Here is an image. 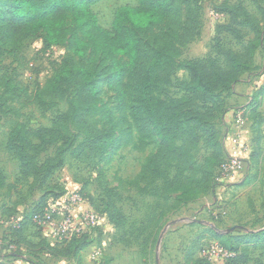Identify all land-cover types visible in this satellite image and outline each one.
I'll list each match as a JSON object with an SVG mask.
<instances>
[{
	"label": "rangeland",
	"instance_id": "rangeland-1",
	"mask_svg": "<svg viewBox=\"0 0 264 264\" xmlns=\"http://www.w3.org/2000/svg\"><path fill=\"white\" fill-rule=\"evenodd\" d=\"M138 3L100 0L92 10L99 24L109 29L118 8ZM190 5L195 35L180 47L167 83L156 92V98L167 107L187 95L190 64L206 62L225 67V51L244 53L251 41H264L263 0H190ZM182 9V16L171 15L142 36V71L149 68L154 50L184 21L186 7L182 5ZM43 42L42 33L33 34L20 43L15 54L8 43L0 56V77L11 81L20 92L19 97L8 95L0 83V264H75V259L60 255L73 235L68 239L56 237L51 227L41 224L39 216L47 206L62 203L76 192L83 198L77 220L86 213L100 218L96 226L83 229L91 244L81 252L82 264H190L189 259H203L207 264H264V238L249 237L264 230V96L256 97L258 108L252 111L249 106L264 84V52L259 50L257 69L245 73L237 86L249 103H235L236 109L249 108L251 119L244 136L243 171L234 177L237 179L218 181L207 193L191 198L184 189L161 194L172 175L170 166L149 165L161 140L135 94L126 97L120 112V98L110 88L109 73L105 72L109 62L99 68L97 62L95 68L99 71L100 103L114 122L110 129L100 115H88V122L104 128L110 142L104 139L103 149L95 153L84 146L78 157L82 142L92 140L95 133L73 121H60L78 87L67 88L55 100H36V90L62 69L64 61L85 66L88 62L73 55L66 44L46 48ZM188 109L185 104L179 107L185 113ZM220 124L221 120V133ZM21 126L30 139L43 144L39 152L32 153L38 165L53 158L65 144L69 150L63 167L50 176L46 168L35 175L22 174L21 163L10 149L11 136ZM43 129L49 131L43 133ZM184 152L202 165L210 149L199 137L194 145L186 142ZM23 220L29 223L20 232ZM44 239L53 248L40 243ZM215 243L226 245L229 255L205 258ZM95 248L102 251L97 258L92 257Z\"/></svg>",
	"mask_w": 264,
	"mask_h": 264
},
{
	"label": "trees",
	"instance_id": "trees-1",
	"mask_svg": "<svg viewBox=\"0 0 264 264\" xmlns=\"http://www.w3.org/2000/svg\"><path fill=\"white\" fill-rule=\"evenodd\" d=\"M98 1L0 0V56L6 44L11 45V51L15 54L21 42L33 34L42 33L46 48L66 44L73 55L87 59L88 66L64 61L62 69L36 90V100H55L67 88L78 87L70 100L68 112L60 118L62 123L73 121L95 133L92 140L82 142L78 157L82 155L84 146H87L89 153H95L103 149L104 139L108 140L105 129L91 125L88 115H100L101 120L109 126L108 129L114 122L107 107L100 103L99 71L95 68L97 62L98 68L109 62L105 72L109 73L110 88L120 98V112L123 113L126 97L135 94L143 114L161 140L160 149L149 164L170 166L172 175L164 183L161 194H166L168 190L184 189L189 197L194 198L207 193L216 186L219 167L227 156L222 132L218 127L227 108V97L245 73L257 69L256 57L260 49L264 52V41H251L244 53L225 51V67L206 62L190 64L191 79L186 87L187 95L167 107L156 98V92L167 83L174 66L173 58L180 47L195 35L190 0H139L136 6H122L115 12L109 29L99 24L92 10ZM182 5L186 7L184 21L154 50L149 68L142 71L139 68L142 36L163 24L171 15L182 16ZM219 12L224 13L221 10ZM0 83L5 87L6 94L19 97V88L11 81L0 77ZM255 95L249 104L252 111L259 106L256 97L264 96V84ZM181 104L189 106L186 113L179 110ZM20 129L12 134L10 149L21 163L22 174L35 175L40 169L46 168V175L50 176L63 167L69 150L65 144L53 158L38 165L32 153L39 152L43 144L30 139L23 126ZM48 131L43 129V133ZM125 135L128 137L126 132ZM199 137L205 139L210 149L202 165L184 152L185 143L194 145ZM19 139L22 141L18 142ZM117 145L122 146V143L118 142ZM28 223L27 220L20 223V232L25 231ZM249 237L264 238V230L252 233ZM41 241L53 248L45 239ZM90 244L87 233L73 235L60 255L75 259V264H82L81 252ZM220 244L227 249L226 245ZM189 262L207 264L203 259L196 262L189 259Z\"/></svg>",
	"mask_w": 264,
	"mask_h": 264
},
{
	"label": "built area",
	"instance_id": "built-area-1",
	"mask_svg": "<svg viewBox=\"0 0 264 264\" xmlns=\"http://www.w3.org/2000/svg\"><path fill=\"white\" fill-rule=\"evenodd\" d=\"M233 120L236 124L233 143L231 147L226 150V159L219 167V173L216 178L217 182L229 180L230 178L238 176L243 171L245 164L246 147L244 136L246 128L250 123L247 109H235L233 112ZM82 203V196L76 192L62 203L47 206L43 209L41 216H39L41 218V224L51 227L54 230L55 236L58 238L68 239L72 235L84 234V227L96 226L100 218L96 214L86 213L83 214L81 221H78L76 213ZM39 217H37L36 220ZM101 254V249L95 248L92 257L97 258ZM228 255L229 251L223 245L215 243L207 249L205 258L214 259L226 257Z\"/></svg>",
	"mask_w": 264,
	"mask_h": 264
},
{
	"label": "crops",
	"instance_id": "crops-1",
	"mask_svg": "<svg viewBox=\"0 0 264 264\" xmlns=\"http://www.w3.org/2000/svg\"><path fill=\"white\" fill-rule=\"evenodd\" d=\"M238 83L235 84L233 87V91H232V95H231L232 99H230V103H227L226 111L221 118V124H220V129L222 131L221 137H222L223 146L226 150H228L231 147V145L233 143V138L235 135L236 124L233 120V112L236 108H238L237 106H235V103H243L244 101H246L245 103H249V100H247L248 97H245L244 95H241L239 93V90L237 88V86L239 85ZM228 100H229V98H228ZM234 179H237V177ZM234 181H236V180H234ZM83 253L84 252L82 251V254Z\"/></svg>",
	"mask_w": 264,
	"mask_h": 264
}]
</instances>
